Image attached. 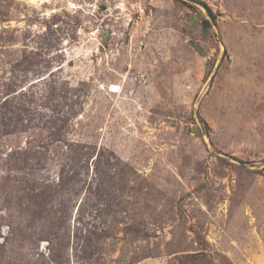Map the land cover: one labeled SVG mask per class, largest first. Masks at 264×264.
Returning <instances> with one entry per match:
<instances>
[{"label": "rangeland", "instance_id": "obj_1", "mask_svg": "<svg viewBox=\"0 0 264 264\" xmlns=\"http://www.w3.org/2000/svg\"><path fill=\"white\" fill-rule=\"evenodd\" d=\"M0 264H264V0H0Z\"/></svg>", "mask_w": 264, "mask_h": 264}, {"label": "bare ground", "instance_id": "obj_2", "mask_svg": "<svg viewBox=\"0 0 264 264\" xmlns=\"http://www.w3.org/2000/svg\"><path fill=\"white\" fill-rule=\"evenodd\" d=\"M109 90L113 93H118L119 92V87L117 85H110Z\"/></svg>", "mask_w": 264, "mask_h": 264}, {"label": "trees", "instance_id": "obj_3", "mask_svg": "<svg viewBox=\"0 0 264 264\" xmlns=\"http://www.w3.org/2000/svg\"><path fill=\"white\" fill-rule=\"evenodd\" d=\"M205 22V21H204Z\"/></svg>", "mask_w": 264, "mask_h": 264}]
</instances>
